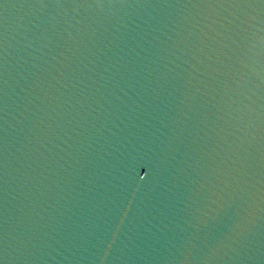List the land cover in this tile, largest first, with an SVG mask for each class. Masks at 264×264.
Returning <instances> with one entry per match:
<instances>
[{"label":"water","instance_id":"obj_1","mask_svg":"<svg viewBox=\"0 0 264 264\" xmlns=\"http://www.w3.org/2000/svg\"><path fill=\"white\" fill-rule=\"evenodd\" d=\"M0 264H264V0H0Z\"/></svg>","mask_w":264,"mask_h":264}]
</instances>
